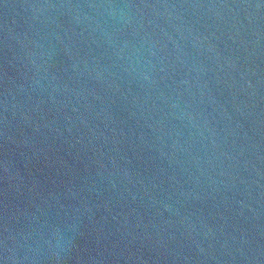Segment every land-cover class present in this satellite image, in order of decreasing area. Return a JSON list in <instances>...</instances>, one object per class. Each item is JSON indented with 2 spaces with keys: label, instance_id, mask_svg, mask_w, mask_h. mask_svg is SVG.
<instances>
[{
  "label": "water",
  "instance_id": "1",
  "mask_svg": "<svg viewBox=\"0 0 264 264\" xmlns=\"http://www.w3.org/2000/svg\"><path fill=\"white\" fill-rule=\"evenodd\" d=\"M0 264H264V0H0Z\"/></svg>",
  "mask_w": 264,
  "mask_h": 264
}]
</instances>
